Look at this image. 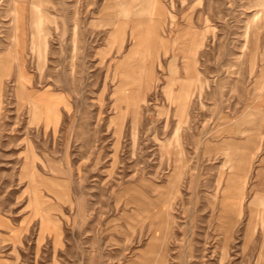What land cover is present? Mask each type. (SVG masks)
Listing matches in <instances>:
<instances>
[{"label":"rangeland","instance_id":"obj_1","mask_svg":"<svg viewBox=\"0 0 264 264\" xmlns=\"http://www.w3.org/2000/svg\"><path fill=\"white\" fill-rule=\"evenodd\" d=\"M43 1L39 56L0 0V264H264V0H155L148 52Z\"/></svg>","mask_w":264,"mask_h":264},{"label":"bare ground","instance_id":"obj_2","mask_svg":"<svg viewBox=\"0 0 264 264\" xmlns=\"http://www.w3.org/2000/svg\"><path fill=\"white\" fill-rule=\"evenodd\" d=\"M131 1H138V3H139L138 8H136L133 11L134 22L132 24L131 32H130L132 39L134 38L132 51L136 52V49L138 47L143 48V45H145V49L147 51L148 42H149L151 36L153 35V37L159 39V41H160V38H159L158 34H156L157 33L156 29L158 27V24L150 25V22H149L147 25L146 19L150 18L152 21V16H158L159 17L160 13H161L160 8L157 6V3L155 2V0H151L150 3H148V6L144 5L142 8H141L140 0H131ZM43 3H44L43 0H31V4H30V6H31V22H32V26H33L32 49L35 50V52H37V54L39 56L42 55V52H43L44 46H45L44 38H42V33L44 31V25L43 24H44V20L46 18L45 15L43 14L42 10H41V5ZM130 4H131V2L129 4L125 3V0H122L121 3L118 2L117 6H119L120 9L119 8L116 9V17L118 18L121 16L124 19L129 18L131 11H132L129 8ZM141 13L142 14L144 13V14L141 15ZM115 24H116L115 32L120 33L121 32L120 20L118 19V21ZM161 45H162V47L164 46V41L161 42ZM142 55H144V54H142ZM257 80L258 81L256 83L255 89L263 91L264 90V67L261 70ZM263 97H264V93H263ZM180 104H181V102L178 105H180ZM260 123H261L260 127H259L260 129L258 130V132H259V135L262 137V135H264V114H262L260 117ZM251 130L252 129H249V131H251ZM254 138H255V136L249 135V139L247 141L253 142ZM263 205H264V201H263ZM261 225L264 228V223H262Z\"/></svg>","mask_w":264,"mask_h":264}]
</instances>
